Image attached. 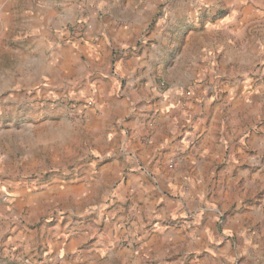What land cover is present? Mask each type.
<instances>
[{
	"label": "crops",
	"instance_id": "obj_1",
	"mask_svg": "<svg viewBox=\"0 0 264 264\" xmlns=\"http://www.w3.org/2000/svg\"><path fill=\"white\" fill-rule=\"evenodd\" d=\"M185 1L168 12L175 26L160 19L141 51L133 44L146 13L124 25L107 15L99 37L89 31L72 42L61 41L65 28L88 15L71 7L49 16L58 37L54 63L3 96L23 104L12 116L56 117L32 128L23 121L0 126V193L10 191L9 203L0 197V264H49L59 256L72 264H178L187 254L188 264H227L236 255L215 222L222 180L256 183L241 168L230 172L231 164H253L264 151V124L252 128L256 97L249 90L264 50V23L253 45L264 0H230L226 14L191 31L177 18L200 12L195 0ZM186 32V41L199 34L198 44H179ZM129 45L113 64L112 51ZM33 99L54 103L27 111ZM71 112L84 119H70ZM254 216L235 212L226 228L245 224L261 244L264 221ZM127 238L143 242L141 255L126 257Z\"/></svg>",
	"mask_w": 264,
	"mask_h": 264
},
{
	"label": "rangeland",
	"instance_id": "obj_2",
	"mask_svg": "<svg viewBox=\"0 0 264 264\" xmlns=\"http://www.w3.org/2000/svg\"><path fill=\"white\" fill-rule=\"evenodd\" d=\"M5 1L6 0H0V126L9 127V123H20V121H23L27 124L25 127L28 128L40 126L49 119H54L56 116L36 117V113H34L33 116H24L23 118L20 115L12 116L11 111L13 107L16 106L17 108H21L23 104L19 101H13V104L7 103L3 96L6 95V89L9 88L11 84H15L17 80L37 77L43 73L49 65L54 63L55 48L53 42H55V40L57 41L58 37L56 35V29L54 28L56 23L50 22L49 16L53 18L55 12L63 11L65 8L68 10V8L73 7L76 12L81 13L80 15L84 14V17L88 15L91 20L88 21L93 25V29L90 32L97 35L96 37H99L98 22L101 21L102 17L110 15V18L116 19V21L124 25L128 24L131 20L139 19V16L146 13L144 18H140L142 29L139 34V39L133 44V46L140 48L141 51L145 45H149L151 42L149 37L152 34L153 27L160 19L163 20L165 24L166 19H168V25H172V27L175 26V24L170 23L168 12H170L171 7L182 9V5L186 2L185 0H90L91 3L87 5L86 3H79L84 0H73V2L79 5L65 6L63 3H58V0H10V3L3 7L2 5ZM229 1L230 0H215L213 3L208 2V0H195L194 4L200 13H195L196 17L193 19H190L187 14H184L182 18L178 16L177 19L184 23L183 25L185 28L188 27L187 31L201 29L208 19H215L218 16L226 14L230 10L229 8H231ZM154 3L158 4L152 5ZM204 3H206V6H204ZM213 7L214 11L212 10ZM203 8L205 9L203 10ZM79 22L80 21H77V23ZM260 23L263 24L264 21H261L259 18L254 22L253 27L255 28L256 35L253 45H259L262 41L261 35L256 30L260 28ZM72 26L74 25L68 26L65 29L67 30ZM166 29L167 27H165L163 32H165ZM187 34L188 32L184 34V39H180L179 44L182 43V45L188 46L198 44L199 34L189 37L190 39L186 41L185 37ZM206 40H208V38H206ZM61 41L65 42L62 38ZM133 46L129 45L125 48L122 47V49L117 48L116 51L113 50L112 56L114 59L112 63L116 64V59L118 60V58L121 57H118L121 51L123 52L128 49L132 51ZM181 51L183 52V49H181ZM186 51V56L191 55L190 49ZM260 56L259 63L255 65L249 73L253 78L249 90L252 91L256 97L254 101V119L252 120V128L255 131L264 124V104L262 101V97L264 96V50L261 52ZM158 86L163 90L167 89L166 87L163 88L160 83H158ZM38 102L40 103L36 104ZM29 103H34L35 105L30 106L27 111H30L31 108H37V110L40 111V106L49 105V103L54 102L51 100L47 102L46 99H33ZM75 103V101H68V110L74 108L72 105H75ZM17 113L19 112L17 111ZM69 118L82 121L84 116L76 112H71ZM255 155L257 157L253 164L249 162L241 163L236 166L231 164L230 167V172H232V170L235 171L234 175L238 168H241L243 172H250L251 176H249L251 180H256L255 184L248 185L245 181L246 178L243 177V180H241L239 176L233 180L235 183L232 186L230 185L233 183L231 179L228 180L226 178L221 181L224 188H222V195L220 198L221 208L217 210L218 216L215 224L219 226L221 232L231 241V249L236 254L227 260V264H264V235L262 237L263 242L255 245L253 243L255 239H251L248 235L252 230H250L249 227H245V224H237L238 231H232L226 228L228 219L233 215L235 216V212H239L240 210H254V217L264 221V151L263 154L255 153ZM223 165L226 166V162H224ZM168 167L173 168L174 162H169ZM50 173V171L41 172L43 175H49ZM229 174L232 175L233 173ZM238 184L240 185L239 187ZM228 186L230 187L228 188ZM9 193L10 191L6 187L5 190L3 189L0 193V197L9 196L7 195ZM209 200L210 199H207V201ZM5 203H9V201ZM207 204L209 203L207 202ZM260 208L262 211H259ZM260 226L258 230L264 232V223L260 224ZM240 232L242 236H239ZM245 235L248 241H245ZM122 246L127 254L126 257H130L128 255L130 253L141 255V251L144 250L143 242L137 238L134 240L131 238L124 239L122 241ZM68 257L59 256L58 259L49 262V264H72L70 262L71 259ZM190 261L191 255L187 254L181 257L178 264H188ZM117 262H119V260H117ZM117 262L114 264H117ZM145 263L155 264L148 259L145 260Z\"/></svg>",
	"mask_w": 264,
	"mask_h": 264
},
{
	"label": "built area",
	"instance_id": "obj_3",
	"mask_svg": "<svg viewBox=\"0 0 264 264\" xmlns=\"http://www.w3.org/2000/svg\"><path fill=\"white\" fill-rule=\"evenodd\" d=\"M93 29L92 23L89 21H80L78 24L72 26L71 28H68L66 31L62 34V39L67 42H72L80 37L83 36L84 33L89 32ZM163 88L166 87V84L164 82L161 83ZM2 201L8 202L9 198L8 196H3Z\"/></svg>",
	"mask_w": 264,
	"mask_h": 264
}]
</instances>
